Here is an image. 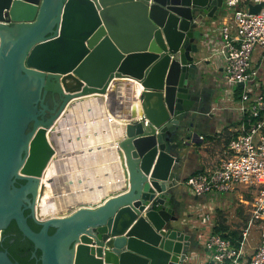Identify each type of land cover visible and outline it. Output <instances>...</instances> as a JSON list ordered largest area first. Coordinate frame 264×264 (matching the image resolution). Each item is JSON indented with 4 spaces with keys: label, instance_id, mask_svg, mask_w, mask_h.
Listing matches in <instances>:
<instances>
[{
    "label": "water",
    "instance_id": "water-1",
    "mask_svg": "<svg viewBox=\"0 0 264 264\" xmlns=\"http://www.w3.org/2000/svg\"><path fill=\"white\" fill-rule=\"evenodd\" d=\"M222 2L0 0V264H188L177 148L197 134L200 27ZM126 78L142 85L141 111L112 144L118 183L82 201L48 185L55 122ZM47 189L65 200L61 213L38 215Z\"/></svg>",
    "mask_w": 264,
    "mask_h": 264
},
{
    "label": "crops",
    "instance_id": "crops-1",
    "mask_svg": "<svg viewBox=\"0 0 264 264\" xmlns=\"http://www.w3.org/2000/svg\"><path fill=\"white\" fill-rule=\"evenodd\" d=\"M222 3V6L217 7L213 16L206 21L202 32L205 33L208 27H218L224 16L227 15L228 11L222 12L225 9L224 0ZM204 33L200 37V52L197 57L202 59L205 73H201L199 78L201 85L196 98L198 111L192 112L195 123L190 129L197 134L189 137L188 131L180 134L183 137L179 140L177 148L184 179L195 172L209 171L217 167L222 158L229 154V140L240 131L244 124L242 114H239L238 111L239 91L236 90L237 87H231L225 81L224 58L216 52V48L211 49L213 45L209 46L203 42ZM209 36H214L213 38L217 41L219 39V34L215 31L209 33ZM251 65L258 69L259 80L264 86V51L261 47H256L252 52ZM262 88L264 89V87ZM86 102L87 105H85ZM115 102L109 101L108 108H105V104L103 106L100 104L96 108L90 106L87 99L79 100L61 114L51 131L50 139L55 146L56 159H59L58 164L66 156L74 157L69 155L72 152L80 154V157L75 156L73 161L79 160L78 166L81 171L78 170V173L75 174V181H70L75 183L76 187H71L67 182L64 187L60 186L63 191H65V186L75 188L74 191L76 190V194L80 198L79 201L82 199L93 200V197L98 198L100 194L97 196L95 190H93V197L91 196L93 184L98 179L102 181L97 182L98 188L105 189L112 187L114 185L112 182L116 181L118 177L115 172L117 164L114 163L115 152L112 150V144L121 132V123L124 118L138 114H132L135 111L131 107L123 105L122 107L125 108L119 107L120 113H117L122 122L117 123V120L110 119L108 115L109 110L116 111L113 106ZM200 135L203 137L200 138ZM67 151H69L68 154ZM104 160H107L106 163ZM107 163L108 165H106ZM183 180H179L180 183ZM235 195L238 198L240 189L235 191ZM69 198L72 199L71 196ZM176 198L179 223L193 232L188 264H204L206 262L209 251L204 241L211 232H214V227L222 225L223 233L230 232L228 238H238L239 240L241 230L250 216L249 213L247 216H243L238 203L234 205V201L228 194H203L195 198L189 187L183 184L182 187H178ZM218 213L221 216H218ZM205 214H210L211 219L203 222L202 217ZM232 231H237L235 236ZM259 241L260 230L255 226L250 231L244 245L243 259H248L252 255Z\"/></svg>",
    "mask_w": 264,
    "mask_h": 264
},
{
    "label": "built area",
    "instance_id": "built-area-1",
    "mask_svg": "<svg viewBox=\"0 0 264 264\" xmlns=\"http://www.w3.org/2000/svg\"><path fill=\"white\" fill-rule=\"evenodd\" d=\"M260 1L264 0H224L227 15L218 27H208L203 34V42L213 45L211 49L216 48L224 58L225 81L231 87L240 86L238 109L244 124L229 140V154L217 167L193 173L182 183L194 195L225 194L245 188L252 197L248 199L240 191L237 198L249 207L250 215L238 244L219 232H211L204 241L209 251L204 264H264V86L258 69L251 65L254 49L261 47L264 51V5L255 13L248 8L249 3ZM214 31L219 34L218 41L209 36ZM208 219L210 214L203 215V222ZM255 226L260 230V241L252 255L243 259L244 245Z\"/></svg>",
    "mask_w": 264,
    "mask_h": 264
},
{
    "label": "bare ground",
    "instance_id": "bare-ground-1",
    "mask_svg": "<svg viewBox=\"0 0 264 264\" xmlns=\"http://www.w3.org/2000/svg\"><path fill=\"white\" fill-rule=\"evenodd\" d=\"M141 87H142V85L139 82H137L136 79L126 78L124 80H121V84L119 85V88L116 91H114L112 89L108 93H103V95H101V96L95 95L92 98L88 99V103H90V106H94L96 108H98L100 106V104L102 106L105 104V108H108L109 107V101L110 102L116 101L113 105L116 108V111H113L111 109V110H109L108 115L110 116L109 117L110 119H114L115 121L117 120L118 121L117 123H121L122 120H121V118H119V114H117V113H120L119 107L121 108L123 105H126L127 107H131V109L136 112L135 114L140 113L141 105L139 104L138 95H140L139 93H140ZM85 105H87V102L85 103ZM103 108H102V110H103ZM122 108H125V107H122ZM123 110H125V109H123ZM89 120H91V119H89ZM68 153H69V151H67V154ZM69 155L74 156V157L70 158L69 156H66L62 160L60 159L61 163L58 164L59 159H56L57 156H55V158L52 159L49 162V164L46 166L45 171L43 173V179L47 178L49 176L53 177V179H54V181L50 182L48 185L54 186V184H55V185H57V188H60V186L64 187L65 182H67V184L71 185V187H76L75 183L73 184L70 181L71 180L75 181V178H76L75 174L78 173V170L81 171V169H79V166H78L79 160L73 161L75 159V156L80 157V154L78 152H76V153L72 152ZM106 161L107 160H104L105 163H106ZM115 161L117 162V154H115ZM74 166H77V167L75 168ZM118 171H119V166H118ZM97 182H102V181H99V179H98L96 182H94L93 188L91 189V191L95 190L96 195L98 196L101 192V189L98 188ZM108 182H110V181H108ZM112 183L114 184L115 181ZM116 183H118V182L116 181ZM106 184H104V185H106ZM112 187H113V185H112ZM65 189H66V186H65ZM66 192H68V190H66ZM69 196H71V195H69ZM69 196H68V198H69ZM71 198H72V196H71ZM57 202H58L57 194L55 193L52 195L51 193H49V191L47 189L44 193L42 200L38 204V210H37L38 215L46 216L50 213H52V214L61 213V210L63 208V204L65 203V200L62 199V195H61V197H59V203L60 204Z\"/></svg>",
    "mask_w": 264,
    "mask_h": 264
},
{
    "label": "rangeland",
    "instance_id": "rangeland-1",
    "mask_svg": "<svg viewBox=\"0 0 264 264\" xmlns=\"http://www.w3.org/2000/svg\"><path fill=\"white\" fill-rule=\"evenodd\" d=\"M223 7H224V5H223ZM229 11L226 7H225V9H223L222 10V12L224 13V12H226V11ZM203 27H204V25L203 26H201L200 27V30H203ZM204 33V32H203ZM203 43V42H202ZM203 47H205L204 45H203ZM256 49V48H255ZM254 49V50H255ZM238 111H239V114H241V110L240 109H238ZM241 192H242V195H244L245 197H247L248 199H251L252 197H251V194H249L246 190H245V188H241V190H240ZM225 194H228V195H230L231 196V198H232V200L234 201L233 203H235L234 205H236L237 203V205H238V207L241 209V211H242V213H243V216H247V213H248V208L249 207H247V206H244V205H242L241 204V202L236 198V195H235V192H228V193H225ZM229 200H231V199H229ZM229 200H228V202H229ZM221 216V214L220 213H218V216ZM253 229V227L251 228V230Z\"/></svg>",
    "mask_w": 264,
    "mask_h": 264
},
{
    "label": "trees",
    "instance_id": "trees-1",
    "mask_svg": "<svg viewBox=\"0 0 264 264\" xmlns=\"http://www.w3.org/2000/svg\"><path fill=\"white\" fill-rule=\"evenodd\" d=\"M240 86H237V90H239L238 88H239ZM196 173V172H195ZM224 229V227L222 226V225H217V227H214V229H213V231L214 232H219L223 237H225V238H228V233H230V232H228V233H223L221 230H223ZM236 232L237 231H232V234H233V236H235L236 235ZM2 234V238L0 239V242L2 241V239H3V237H4V234H5V230L4 229H2V232H1ZM234 238V237H233ZM229 239L234 243V244H238V238L237 239H232L231 237H229Z\"/></svg>",
    "mask_w": 264,
    "mask_h": 264
},
{
    "label": "flooded vegetation",
    "instance_id": "flooded-vegetation-1",
    "mask_svg": "<svg viewBox=\"0 0 264 264\" xmlns=\"http://www.w3.org/2000/svg\"><path fill=\"white\" fill-rule=\"evenodd\" d=\"M1 232H2V230H1ZM2 234V233H1ZM2 238V235L0 236V239Z\"/></svg>",
    "mask_w": 264,
    "mask_h": 264
}]
</instances>
